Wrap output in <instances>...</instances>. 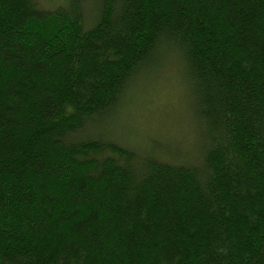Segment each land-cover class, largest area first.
<instances>
[{"label":"trees","instance_id":"trees-1","mask_svg":"<svg viewBox=\"0 0 264 264\" xmlns=\"http://www.w3.org/2000/svg\"><path fill=\"white\" fill-rule=\"evenodd\" d=\"M88 2L0 0V264H264V0ZM168 57L193 160L88 134Z\"/></svg>","mask_w":264,"mask_h":264},{"label":"rangeland","instance_id":"rangeland-1","mask_svg":"<svg viewBox=\"0 0 264 264\" xmlns=\"http://www.w3.org/2000/svg\"><path fill=\"white\" fill-rule=\"evenodd\" d=\"M35 1L50 9L68 0ZM88 4L93 13L95 0L93 6ZM91 22L89 16L87 23ZM174 59H162L154 70L136 76L117 109L91 124L88 134L109 137L133 150L164 151L170 153L166 155L168 160H176L174 155L178 160H193L192 155L203 145L201 124L182 68Z\"/></svg>","mask_w":264,"mask_h":264}]
</instances>
